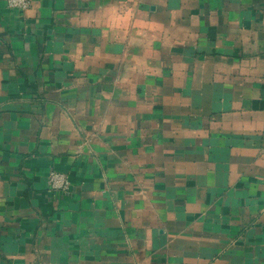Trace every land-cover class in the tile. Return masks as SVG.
<instances>
[{
	"label": "crops",
	"instance_id": "crops-1",
	"mask_svg": "<svg viewBox=\"0 0 264 264\" xmlns=\"http://www.w3.org/2000/svg\"><path fill=\"white\" fill-rule=\"evenodd\" d=\"M30 3L0 0V264H264V0Z\"/></svg>",
	"mask_w": 264,
	"mask_h": 264
},
{
	"label": "built area",
	"instance_id": "built-area-1",
	"mask_svg": "<svg viewBox=\"0 0 264 264\" xmlns=\"http://www.w3.org/2000/svg\"><path fill=\"white\" fill-rule=\"evenodd\" d=\"M9 8L26 11L29 9L30 0H6ZM51 188L63 194H69L72 188V182L68 174L58 171H53L50 174Z\"/></svg>",
	"mask_w": 264,
	"mask_h": 264
}]
</instances>
